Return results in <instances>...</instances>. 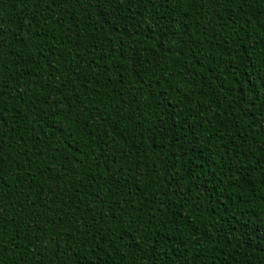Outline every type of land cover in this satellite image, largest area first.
I'll use <instances>...</instances> for the list:
<instances>
[{
  "label": "trees",
  "instance_id": "1",
  "mask_svg": "<svg viewBox=\"0 0 264 264\" xmlns=\"http://www.w3.org/2000/svg\"><path fill=\"white\" fill-rule=\"evenodd\" d=\"M0 264H264V0H0Z\"/></svg>",
  "mask_w": 264,
  "mask_h": 264
}]
</instances>
